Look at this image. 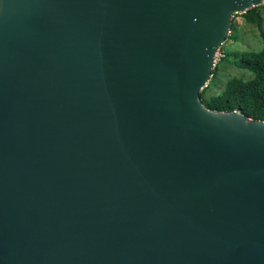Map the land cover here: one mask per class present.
Segmentation results:
<instances>
[{"label": "water", "instance_id": "1", "mask_svg": "<svg viewBox=\"0 0 264 264\" xmlns=\"http://www.w3.org/2000/svg\"><path fill=\"white\" fill-rule=\"evenodd\" d=\"M264 0H0V264H264V120L199 96Z\"/></svg>", "mask_w": 264, "mask_h": 264}, {"label": "trees", "instance_id": "2", "mask_svg": "<svg viewBox=\"0 0 264 264\" xmlns=\"http://www.w3.org/2000/svg\"><path fill=\"white\" fill-rule=\"evenodd\" d=\"M242 16L247 22L255 23L259 28L261 48L256 51L225 52L211 70L212 75L207 85L200 90L199 96L202 102L211 109L218 111L236 110L252 119L264 120V30L261 29L264 20V3L245 10ZM233 18L229 26L231 33L226 38H236L232 34L234 29ZM220 61H228L234 66L250 72L251 77L248 79L230 77L219 93L204 98L206 88L210 84H215L212 78L218 70Z\"/></svg>", "mask_w": 264, "mask_h": 264}, {"label": "rangeland", "instance_id": "3", "mask_svg": "<svg viewBox=\"0 0 264 264\" xmlns=\"http://www.w3.org/2000/svg\"><path fill=\"white\" fill-rule=\"evenodd\" d=\"M242 13L243 12H239L233 15L234 29L232 30V34L235 35L236 38H226L221 45V53L232 51L241 52L245 50L256 51L261 48L262 42L259 28L255 23L247 22L243 18ZM261 29L264 30V20L262 22ZM218 64V70L212 78L215 84H210L206 88L203 96L204 98L219 93L223 89V85L226 80L230 77L235 76L242 77L244 79L251 77L250 72L238 68L228 61H220Z\"/></svg>", "mask_w": 264, "mask_h": 264}, {"label": "built area", "instance_id": "4", "mask_svg": "<svg viewBox=\"0 0 264 264\" xmlns=\"http://www.w3.org/2000/svg\"><path fill=\"white\" fill-rule=\"evenodd\" d=\"M234 15V14H233ZM233 18V17H232ZM232 20V19H231ZM231 33L230 29L227 30V35H229ZM221 46L218 48V50L216 51L215 55H214V66L217 63V61H219V59L224 55V53L220 52Z\"/></svg>", "mask_w": 264, "mask_h": 264}]
</instances>
